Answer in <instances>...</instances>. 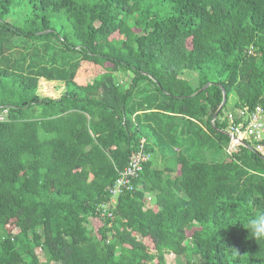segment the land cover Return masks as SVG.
I'll list each match as a JSON object with an SVG mask.
<instances>
[{"label": "trees", "instance_id": "trees-1", "mask_svg": "<svg viewBox=\"0 0 264 264\" xmlns=\"http://www.w3.org/2000/svg\"><path fill=\"white\" fill-rule=\"evenodd\" d=\"M16 3L0 0V264H264V159L197 158L224 151L226 110L264 105V0H24L21 21ZM141 139L134 189L102 215Z\"/></svg>", "mask_w": 264, "mask_h": 264}, {"label": "built area", "instance_id": "built-area-1", "mask_svg": "<svg viewBox=\"0 0 264 264\" xmlns=\"http://www.w3.org/2000/svg\"><path fill=\"white\" fill-rule=\"evenodd\" d=\"M6 109L0 113V120H4ZM224 133L228 136V143L224 147L226 155L232 156L239 152L240 146L247 143L250 149L264 159V105L257 104L253 107L228 109L222 116ZM145 151L144 139L140 140L137 148L132 150L126 165L118 171L114 182L108 190L111 195L109 202L101 205V213H108L109 206L116 202V196L125 191L134 189L133 180L143 170L144 162L149 159Z\"/></svg>", "mask_w": 264, "mask_h": 264}, {"label": "rangeland", "instance_id": "rangeland-1", "mask_svg": "<svg viewBox=\"0 0 264 264\" xmlns=\"http://www.w3.org/2000/svg\"><path fill=\"white\" fill-rule=\"evenodd\" d=\"M17 1H18V3H16V5L13 7L17 11L16 15L14 14L15 15L14 20L15 21H19V20L21 21L23 18L22 4H23L24 0H17ZM12 17H13V15L10 14L7 17V20H11ZM61 23L62 22L60 21L59 24H61ZM56 84H58V83H56L55 81L51 82V81H47V80H41V88L44 91H50L52 86H54ZM235 101H236V95L234 93L230 94L229 98H228V102L226 104V108L227 109L231 108L233 106V104L235 103ZM215 153H216V155L214 156ZM155 154L157 155V157H156L157 165H160V167L163 168V166H168V164L173 163L174 155L176 154V151H175V147L173 145L164 144L163 148L160 151H158L157 148L155 149L154 155ZM223 157H225V153H224L223 149H216L215 151H214V149H207V150H204L202 155H199L197 158L202 159V160H206V161H211L213 159H221ZM165 158H167V159L165 160ZM91 220H92V218H90V221ZM36 250L42 259L46 258L45 257L46 253L42 252L40 248H37ZM179 260L180 259L178 258V256L175 255L174 253H169L166 255L167 264H178Z\"/></svg>", "mask_w": 264, "mask_h": 264}, {"label": "clouds", "instance_id": "clouds-1", "mask_svg": "<svg viewBox=\"0 0 264 264\" xmlns=\"http://www.w3.org/2000/svg\"><path fill=\"white\" fill-rule=\"evenodd\" d=\"M248 227L255 238H264V213L258 214L248 221Z\"/></svg>", "mask_w": 264, "mask_h": 264}, {"label": "water", "instance_id": "water-1", "mask_svg": "<svg viewBox=\"0 0 264 264\" xmlns=\"http://www.w3.org/2000/svg\"><path fill=\"white\" fill-rule=\"evenodd\" d=\"M209 84H210V82H208L207 84H205L202 89H204L205 87H207ZM225 101H226V94H225V91H223L222 102H221V104H220V106L218 108V111L215 113L214 117H216L218 115V112H219L220 109H222ZM243 144L250 149V146L247 143L244 142Z\"/></svg>", "mask_w": 264, "mask_h": 264}]
</instances>
